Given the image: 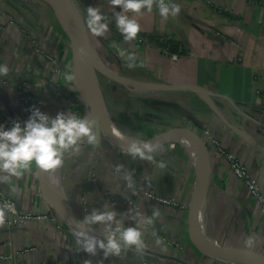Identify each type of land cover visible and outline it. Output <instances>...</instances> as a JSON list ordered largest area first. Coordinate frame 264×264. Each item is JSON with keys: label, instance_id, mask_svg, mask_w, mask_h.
<instances>
[{"label": "crops", "instance_id": "0c3cea01", "mask_svg": "<svg viewBox=\"0 0 264 264\" xmlns=\"http://www.w3.org/2000/svg\"><path fill=\"white\" fill-rule=\"evenodd\" d=\"M73 1L85 26L90 6L100 8L111 21L103 37H89L102 64L119 77L147 87L136 90L103 78L104 104L116 128L129 130L116 118L118 108H122L133 112L137 121L133 110L139 111L154 135L174 128L198 130L204 140H216L238 158L264 195V0H172L181 6L179 16L164 21L157 8L151 13L145 10L136 17L141 31L131 42L124 41L117 30L109 0ZM155 36L174 37L186 53L171 58L151 40ZM67 43L56 13L45 1L0 0V65L7 64L10 70L7 76H0V125L6 130L13 121L23 126L31 115L26 99L53 118L69 111L85 115L73 82L66 79L72 66ZM130 53L136 56L134 69L127 67ZM49 57L57 58L62 75L54 74L55 64ZM158 86L176 87L154 88ZM197 90L206 93L208 100ZM162 144L166 151L155 158L167 164L163 170L151 162L133 160L99 134L96 145L84 144L79 155L66 154L58 171L60 186L81 220L106 204L114 206L126 227L135 226L132 217L137 214L151 216L155 208L161 212L154 230L164 240L166 250L155 245L153 228H149L144 240L151 254L141 256L131 248L121 257L104 259L98 250L100 262L241 264L205 255L191 243L187 211L193 195L194 163L180 144L171 140ZM209 153L211 181L202 216L206 235L222 247L242 251H247L245 238L256 236L253 253L264 256V214L226 160L214 148ZM117 164L133 173L137 194L115 173ZM147 192L171 204L158 205L145 197ZM3 197L15 202L19 214L34 217L14 225L8 214L0 228V253L11 255L12 260L0 264H89L87 254L75 243L71 225L52 210L34 164L22 178L0 183V199ZM92 230L103 234L102 225H93Z\"/></svg>", "mask_w": 264, "mask_h": 264}, {"label": "clouds", "instance_id": "9594fccd", "mask_svg": "<svg viewBox=\"0 0 264 264\" xmlns=\"http://www.w3.org/2000/svg\"><path fill=\"white\" fill-rule=\"evenodd\" d=\"M109 3L113 8L115 26L126 42L136 40L141 31L136 17L142 16L145 10L151 13L154 7L157 8L164 21L169 17H178L181 12V6L172 0H109ZM116 8L121 11H116ZM128 13L134 15L130 17ZM110 22L109 17L103 14L100 8H87L85 23L93 36L103 37L109 31ZM139 66L143 67V63ZM127 67H137L134 53L127 54ZM9 71L7 64L0 65V76H7ZM66 79L73 81L75 75H66ZM30 111L31 115L23 122V126L19 121H13L11 128L7 130L0 125V183H8L12 178H22L31 172L33 164L40 171L55 174L64 166L66 154L79 155L84 144L98 143L96 124L88 114L81 116L71 111L60 112L53 118L41 112L39 108L33 107ZM124 143L127 146L122 152L133 160L151 162L161 170L167 167L163 160L157 161L155 158L157 154L162 155L166 151L159 141L153 143L150 140L126 139ZM114 171L125 182L126 188L137 194L133 173L125 171L122 164L115 165ZM13 211L14 208L9 203L0 204V228L5 226L8 213ZM118 215L114 206L109 207L107 204L102 210L94 209L86 214L77 222L74 231L78 249L92 256H95L98 250L102 251L104 259L110 256L121 257L124 251L131 248L143 256L147 248L145 233L149 228H153L151 235L155 237V245L166 250L164 240L154 230L155 221L161 216L158 208L153 209L151 216L137 214L132 217L135 226L126 227L117 218ZM93 225H102L103 234H93ZM257 244L256 236H248L244 240V248L248 254L253 253Z\"/></svg>", "mask_w": 264, "mask_h": 264}, {"label": "water", "instance_id": "95a60500", "mask_svg": "<svg viewBox=\"0 0 264 264\" xmlns=\"http://www.w3.org/2000/svg\"><path fill=\"white\" fill-rule=\"evenodd\" d=\"M45 1V0H44ZM60 8V11L65 18L67 28L64 27L61 19L56 13V10L54 7L48 3L56 13V16L58 20L61 23V26L63 27V30L66 34V36L69 39L70 42V50H71V60H72V74H76L77 71V62H76V55L77 52L80 50L79 48V41L77 40V24H79L82 28L84 37L86 39V47H85V57H86V63L88 66H90L91 63V51L92 48L89 44L88 38L85 34L84 28H83V22L81 17L77 14L74 4L75 2L73 0H55ZM94 57L97 59V61L102 65V62L98 58L97 55H94ZM104 68H106L104 65H102ZM89 71L87 68L84 69V73L87 79L88 86L91 90L92 93V98H85V105L89 109V111H92L95 116H96V121L98 125L99 131L105 136V139H107L110 143H112L114 146H116L118 149L122 150L125 148L127 145L123 143L117 136L115 135L113 130L118 131L121 133L113 124L111 121L109 114L106 110L104 100H103V95H102V90L99 85V78L97 77V74H100L103 78H107L109 80L118 82L120 84H124L122 81L115 80L113 78L108 77L106 74L98 70L97 68L90 69ZM109 70V69H108ZM110 71V70H109ZM111 72V71H110ZM96 73V74H95ZM113 73V72H111ZM114 74V73H113ZM92 75V76H91ZM117 78L126 80L122 77H119L118 75L114 74ZM73 85L78 92V94L82 97H84V92L79 88L76 82V76L75 80L72 81ZM126 85V84H124ZM132 87V86H130ZM176 86H171V87H165L162 88V86L154 87L155 89L161 90V89H170ZM186 87V86H182ZM233 131L234 129L231 128ZM122 134V133H121ZM183 134L193 142V144L196 146L197 150L199 151V154L201 156V162H202V167L200 170V174H198V177L196 178V183L193 188V195L191 198V201L188 206V233H189V239L191 243L193 244L194 247H196L200 252L204 253L205 255L208 256H214L220 259H226L229 261H236L241 264H260L257 261H253L250 258L246 256L247 251H242L239 249H234V248H229V247H222L218 245L217 243H211V244H205L204 246H200V244L197 242L196 236H195V231H196V218H197V212L200 208L201 211V218L203 216V210H204V203L201 204V198L206 197V193L209 187V183L211 181V162H210V153L208 151V148L206 146V142L204 138L197 134L195 130H191L188 128H174L171 130H168L166 132H162L160 134H157L150 139L143 140V141H152L155 143L156 141H159L160 143H163L165 141L170 140V138ZM124 136V135H123ZM126 137V136H125ZM129 138V137H127ZM131 139V138H130ZM59 171V170H58ZM38 172V179L40 181V187L42 191L45 194V176L43 171H40L37 169ZM59 176V172H58ZM60 183V181H59ZM61 188V186H60ZM62 192V189H61ZM46 196V194H45ZM64 204L60 205L59 207L51 204L54 209L60 213L59 215L66 220L69 225L74 226L75 228L77 227V222L80 221L81 219L75 214V212L69 207L68 203L66 202L65 197L63 196ZM47 198V197H46ZM201 204V205H200ZM93 234H95L93 232ZM145 253L151 254L152 252L150 250L145 249ZM88 255V261L89 264H97L96 260H99L98 252L95 256H92L90 254ZM232 256V257H229ZM175 260V259H174ZM100 261V260H99Z\"/></svg>", "mask_w": 264, "mask_h": 264}, {"label": "bare ground", "instance_id": "6f19581e", "mask_svg": "<svg viewBox=\"0 0 264 264\" xmlns=\"http://www.w3.org/2000/svg\"><path fill=\"white\" fill-rule=\"evenodd\" d=\"M45 1L50 3L54 7V9L56 10V13L58 14L59 18L61 19V21H62V23L64 25V27L67 28L65 18L63 17L57 2L55 0H45ZM77 40L79 41L80 50L77 52V55H76L77 71H76L75 76H76L77 85L84 92V95H83L84 97H82V96L80 97V99H81V101L83 103L86 102L85 98H92V96H93L92 93H91V90H90V88L88 86L85 73L83 71L86 68L89 71H91L90 69L97 68L98 70H100L101 72L106 74L108 77L113 78L115 80L122 81L124 84H126L128 86L135 87L136 90L147 88L145 85H141L139 83H135V82H132V81H129V80H123V79L117 78L107 68H104L102 66L103 64L101 65L97 61V59L94 57V55H96V54H95V52L93 50L91 51V63H90V66H88L86 64L88 62H86L87 60H86V57H85V53H86L85 52L86 39L84 37L82 28H81V26L79 24H77ZM149 88H151V87H149ZM197 93L202 98H204L205 100H208L207 96H206V93H204L203 91L197 90ZM86 114H88L90 116V118H92L93 122L98 127L95 114L92 111H88ZM113 131H114L115 135L117 136V138H119V140H121L123 143H124V140L130 139V138H127V137H125L123 135L118 136L117 133H119V132L116 131V130H113ZM123 134H125V133H123ZM170 140L180 144L181 146H183L186 149V152L189 153L190 158L192 159V161L194 163V165H193L195 167L194 172H195V175H196V178H197L198 174H200V170H201V167H202V162H201L202 160H201V156H200L199 151L197 150L196 146L189 139V137H187V136H185L183 134L174 136V137L170 138ZM44 176H45V186H46L45 187V194H46L48 202L50 203V205L53 204L55 206V208H56V206L59 207L60 205H63L64 204V200H63L62 192H61V188H60L58 170L56 171L55 174L44 173ZM47 181L49 182V190L48 191H47ZM203 200H204V197L201 198V204H203ZM196 219L197 220H196L195 236H196L197 242L200 244V246H204L205 244L214 243V241L211 239V237L207 236L205 231H204L203 220L201 218L200 208H199V210L197 212V218ZM72 229L74 231L76 230V228L74 226H72ZM246 256L248 258H250L251 260H253V261H257L260 264H264V256H262V255L255 254V253H253V254H248L247 253ZM96 262H97V264H101V262L99 260H96Z\"/></svg>", "mask_w": 264, "mask_h": 264}, {"label": "built area", "instance_id": "2783aa9c", "mask_svg": "<svg viewBox=\"0 0 264 264\" xmlns=\"http://www.w3.org/2000/svg\"><path fill=\"white\" fill-rule=\"evenodd\" d=\"M167 52V50H165ZM49 60L55 64V70L54 74H61V68L58 66V61L57 58L55 57H49ZM26 108L29 113H31V109L35 107L32 103L31 100H25L24 101ZM9 125H12L13 123H8ZM206 146L208 148V151H211V148H214L216 150V153L220 155L222 158L226 160L228 163V166L230 168V171L232 174L244 185L245 189L247 190L249 196L255 201V203L259 206L261 212L264 214V195L261 191L260 185L258 181L253 177L252 173L248 170L247 167H245L235 156L232 154L228 153L224 149H222L219 146V143L216 140H207L206 141ZM145 197L154 203L158 205H169L171 202L169 200H166L158 195H155L151 192H147L145 194ZM1 204L3 203H9L10 205L13 206L14 211L10 212L12 216V220L10 221V224H22L26 220L31 219V217H34L33 214L31 213H24V214H19L16 204L13 200L9 198H1L0 199ZM37 219H41V217H36ZM45 218V217H43ZM12 260V256L9 254H2L0 253V262H10Z\"/></svg>", "mask_w": 264, "mask_h": 264}, {"label": "rangeland", "instance_id": "374dc122", "mask_svg": "<svg viewBox=\"0 0 264 264\" xmlns=\"http://www.w3.org/2000/svg\"><path fill=\"white\" fill-rule=\"evenodd\" d=\"M41 1V0H40ZM44 1V0H43ZM74 8H75V10H76V12L78 13V15L80 16V12H79V9L76 7V5L74 4ZM58 15V14H57ZM83 22V21H82ZM61 28H62V30H63V27L61 26ZM83 28H84V31H85V34H86V36H87V38H88V41H89V37H91V33L88 31V29H87V27L85 26V24H84V22H83ZM63 32H64V30H63ZM64 35H65V38H66V40H67V46H68V49H67V53H68V57H70V60H71V50H70V42H69V39H68V37L66 36V34H65V32H64ZM172 36H170V37H163V36H161V38H167V39H172L173 41H176V42H178L174 37H172ZM89 44H90V46H91V48H92V50L95 52V54L96 55H98L97 54V52H96V50L93 48V46H92V44H91V42L89 41ZM180 44V43H179ZM166 50V49H165ZM167 53H168V51H167ZM186 52H184V50H182V49H180V52H178V53H170V55H171V58H173V59H177L178 57H180L181 55H184ZM71 62H72V60H71ZM72 64V63H71ZM62 71V70H61ZM63 74V71H62V73H61V75ZM69 74H72V66H70V72H69ZM68 74V75H69ZM96 74V73H95ZM99 81V85H100V87H102V90H103V93H104V91H106L105 89H104V83H103V79H99L98 80ZM80 95H79V99H80ZM83 103V102H82ZM110 104H111V108H112V103L110 102ZM83 105H84V107H85V109H86V112H85V114L89 111V109L86 107V105H85V103H83ZM116 108V107H115ZM134 112H136V114H137V116L139 117V119H138V121L136 120V118L134 117L135 115H134V113L133 112H128L127 110H125V109H119L118 108V113H117V115H116V118H117V120L120 122V124H121V126H125L126 128H128L129 130H125V131H120L121 133L123 132V133H125V134H123L122 133V135H124V136H126V137H129V138H131V139H139V140H147V139H150L151 137H153V136H155L153 133V131H152V129H151V126L149 125V123H147V121H145V120H142V119H140V117L142 118V114L139 112V111H137V110H133ZM109 117H110V119H111V121L113 122V120H112V118H111V115L109 114ZM113 124H114V122H113ZM115 125V124H114ZM115 127H116V125H115ZM96 128H97V132H98V134L100 135V136H102L103 138H105V136L99 131V129H98V127L96 126ZM196 132H197V134L199 133V135H201L202 137H203V133L201 134V132H199L198 130H195ZM127 134V135H126ZM153 134V136H151ZM170 140H168V141H165V142H169ZM205 142H206V140H205ZM162 144V143H161ZM167 145V144H166ZM190 164H191V160H190ZM192 166V165H191ZM191 176L193 177V181H194V184H193V188H194V186H195V183H196V175L194 176V173H193V168H192V174H191ZM49 190V182L47 181V191ZM192 192H193V190H192ZM191 198H192V195H191ZM190 201H191V199H190ZM190 203V202H189ZM188 206H189V204H188ZM54 210V212L59 216V217H61L60 215H59V213L55 210V209H53ZM188 213V212H187ZM62 218V217H61ZM88 256V255H87Z\"/></svg>", "mask_w": 264, "mask_h": 264}, {"label": "trees", "instance_id": "16d2710c", "mask_svg": "<svg viewBox=\"0 0 264 264\" xmlns=\"http://www.w3.org/2000/svg\"><path fill=\"white\" fill-rule=\"evenodd\" d=\"M153 42H155L161 49H166L169 53H178L180 52L181 46L179 42L173 41L172 39L161 38L159 36H155L151 38ZM99 79H103L100 74H97Z\"/></svg>", "mask_w": 264, "mask_h": 264}]
</instances>
